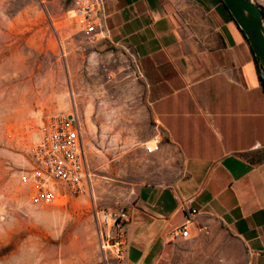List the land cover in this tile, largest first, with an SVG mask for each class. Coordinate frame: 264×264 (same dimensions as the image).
<instances>
[{
	"label": "rangeland",
	"instance_id": "374dc122",
	"mask_svg": "<svg viewBox=\"0 0 264 264\" xmlns=\"http://www.w3.org/2000/svg\"><path fill=\"white\" fill-rule=\"evenodd\" d=\"M264 10V0H255ZM77 0H0V264H117L99 245L94 210L127 213L137 190L176 177L161 154L137 58L124 45L90 42ZM77 114L95 174L93 192L42 203L29 179L38 125ZM159 136L153 153L145 145ZM177 156V153H175ZM199 226V225H197ZM155 264H242L222 224L169 241Z\"/></svg>",
	"mask_w": 264,
	"mask_h": 264
},
{
	"label": "crops",
	"instance_id": "0c3cea01",
	"mask_svg": "<svg viewBox=\"0 0 264 264\" xmlns=\"http://www.w3.org/2000/svg\"><path fill=\"white\" fill-rule=\"evenodd\" d=\"M103 11L102 42L137 58L161 154L181 168L138 188L125 264H155L188 209L192 229L218 222L242 264H264L263 73L244 32L222 0H104Z\"/></svg>",
	"mask_w": 264,
	"mask_h": 264
},
{
	"label": "built area",
	"instance_id": "2783aa9c",
	"mask_svg": "<svg viewBox=\"0 0 264 264\" xmlns=\"http://www.w3.org/2000/svg\"><path fill=\"white\" fill-rule=\"evenodd\" d=\"M104 0H77L73 16L80 30L90 42L107 38L104 25ZM159 136L145 145L153 153L159 144ZM29 179L34 187V197L42 203H55L66 197L80 196L93 192L95 174L90 166L86 144L77 114L53 113L38 125L36 140L31 149ZM194 209H188L183 223L172 227L166 236L169 241L188 239L195 227ZM99 226V245L109 251L117 264H125L128 245L129 216L124 208L94 210ZM204 230L206 226H196Z\"/></svg>",
	"mask_w": 264,
	"mask_h": 264
},
{
	"label": "water",
	"instance_id": "95a60500",
	"mask_svg": "<svg viewBox=\"0 0 264 264\" xmlns=\"http://www.w3.org/2000/svg\"><path fill=\"white\" fill-rule=\"evenodd\" d=\"M247 37L264 78L263 9L255 0H222Z\"/></svg>",
	"mask_w": 264,
	"mask_h": 264
},
{
	"label": "trees",
	"instance_id": "16d2710c",
	"mask_svg": "<svg viewBox=\"0 0 264 264\" xmlns=\"http://www.w3.org/2000/svg\"><path fill=\"white\" fill-rule=\"evenodd\" d=\"M263 18H264V10H263ZM261 80H262V82H263V89H264V78L261 77Z\"/></svg>",
	"mask_w": 264,
	"mask_h": 264
}]
</instances>
